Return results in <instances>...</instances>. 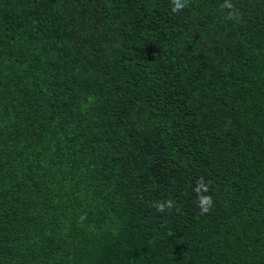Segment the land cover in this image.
Wrapping results in <instances>:
<instances>
[{"label": "trees", "instance_id": "16d2710c", "mask_svg": "<svg viewBox=\"0 0 264 264\" xmlns=\"http://www.w3.org/2000/svg\"><path fill=\"white\" fill-rule=\"evenodd\" d=\"M223 2L0 0V264H264V0Z\"/></svg>", "mask_w": 264, "mask_h": 264}, {"label": "clouds", "instance_id": "9594fccd", "mask_svg": "<svg viewBox=\"0 0 264 264\" xmlns=\"http://www.w3.org/2000/svg\"><path fill=\"white\" fill-rule=\"evenodd\" d=\"M189 4V0H171L172 12H180ZM222 9L227 10V19L239 21L240 13L239 10L234 6L232 0H224L220 5ZM193 191L197 196V205L200 209L201 215L207 214L211 211L214 201L212 196L209 194V186L203 178H200L196 183ZM157 212L164 213L173 209L179 210L176 207V202L173 199H165L156 201L153 205ZM83 219V218H82Z\"/></svg>", "mask_w": 264, "mask_h": 264}]
</instances>
